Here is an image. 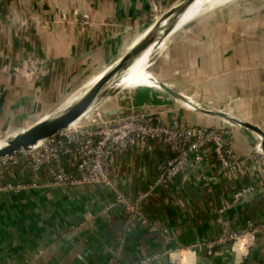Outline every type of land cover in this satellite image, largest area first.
Instances as JSON below:
<instances>
[{
	"label": "crops",
	"instance_id": "1",
	"mask_svg": "<svg viewBox=\"0 0 264 264\" xmlns=\"http://www.w3.org/2000/svg\"><path fill=\"white\" fill-rule=\"evenodd\" d=\"M179 1L0 0V133L61 107ZM159 49L154 72L168 87L264 132V0H235L209 11ZM145 88L123 95L103 116L138 109L167 124L225 126L231 167L208 156L169 182L161 168L172 153L146 141L114 154V187L60 186L52 183L51 170L34 171L18 155L0 174L2 183L24 185L0 191V264H134L178 248L185 249L183 259L162 255L144 264H264L261 235L249 237L237 259L222 247L208 257L201 245L222 234L220 217L236 231L264 225V164L243 160L259 152L260 136L190 109L162 89ZM75 162L66 156L52 166L69 172ZM248 186L253 190L234 202L233 195ZM117 195L136 211H127Z\"/></svg>",
	"mask_w": 264,
	"mask_h": 264
},
{
	"label": "built area",
	"instance_id": "2",
	"mask_svg": "<svg viewBox=\"0 0 264 264\" xmlns=\"http://www.w3.org/2000/svg\"><path fill=\"white\" fill-rule=\"evenodd\" d=\"M228 134V128L225 126L208 128L198 125H183L176 121L167 124L159 115L137 109L122 117L103 116L84 129L63 130L42 141L33 151H21L15 155L0 158V174L8 164L16 160V156L20 155L22 160L34 171L46 168L51 170L54 185L93 184L114 187L110 172L114 154L139 143L153 141L166 147L172 153L161 168L163 179L170 182L185 171L192 161L199 165L208 156H212L222 168H230L234 152L228 141ZM66 156L75 157V169L69 172L54 171L52 165H60ZM243 160L254 165L264 164V153L260 148L259 152L247 155ZM23 186L22 184L0 181V191L20 189ZM252 190L253 188L248 186L237 191L232 197L233 201H239ZM116 197L127 211L131 213L136 211L135 205L130 203L127 198L122 195ZM218 223L222 228V234L214 240L201 244L205 247L208 256H213L220 247L227 249L228 246L234 245L238 249L239 258L250 246L247 242L249 237L252 240L255 235L264 237V225L250 224L244 231H236L231 227L229 220L224 217H220ZM248 241L250 240L248 239ZM193 248H189L190 251L193 252ZM184 253L185 249L178 248L163 254L151 255L134 264L160 260L162 255L168 256L174 261L178 258L183 259Z\"/></svg>",
	"mask_w": 264,
	"mask_h": 264
},
{
	"label": "water",
	"instance_id": "3",
	"mask_svg": "<svg viewBox=\"0 0 264 264\" xmlns=\"http://www.w3.org/2000/svg\"><path fill=\"white\" fill-rule=\"evenodd\" d=\"M193 2L195 0H181L162 14L118 60L97 74L104 73L102 78L88 89L81 98L66 106L67 99L55 112L42 117L29 127L17 130L9 139L6 138V144L0 147V158L12 156L21 151L29 152L35 150L42 141L69 129L71 124L92 109V105L96 100L107 95L119 93V90L109 88L108 83L116 75L128 69L134 60L151 46L156 49L153 56V59H155L158 49L165 44L167 39L175 31L186 25L178 27L181 16ZM152 72L155 74L158 83V87L155 88L166 91L175 99L182 101L190 109L201 110L207 114L218 115L228 121L238 122L245 128L257 133L261 138L260 148L264 153V132L259 127L248 122L237 121L226 113L207 109L196 101L177 94L166 83L162 82L153 70ZM3 102L4 98L2 97L0 99V109ZM227 249L238 253V249L234 245L228 246Z\"/></svg>",
	"mask_w": 264,
	"mask_h": 264
},
{
	"label": "bare ground",
	"instance_id": "4",
	"mask_svg": "<svg viewBox=\"0 0 264 264\" xmlns=\"http://www.w3.org/2000/svg\"><path fill=\"white\" fill-rule=\"evenodd\" d=\"M228 1L229 0H195V2H193L181 16L178 23V27L197 19L198 17L200 19V17L203 16L205 13L227 4ZM155 50L156 49L151 46L144 52H142L129 66L128 69L121 72L119 75H116L108 83V87L111 89L119 90V92L125 90H134L143 87H158L157 78L154 77L152 71L150 70L151 58L155 54ZM103 75L104 73H101L100 75L91 77L88 81L80 85V87L72 95L71 99H69V101L67 102V105L81 98L88 89H90L95 83H97L102 78ZM88 113L89 112H87L81 118L71 124L69 129L71 130L76 126L78 127L84 117H87L86 120H88L90 118L89 116H87ZM6 141L7 140L0 142V147L4 146L6 144Z\"/></svg>",
	"mask_w": 264,
	"mask_h": 264
},
{
	"label": "rangeland",
	"instance_id": "5",
	"mask_svg": "<svg viewBox=\"0 0 264 264\" xmlns=\"http://www.w3.org/2000/svg\"><path fill=\"white\" fill-rule=\"evenodd\" d=\"M232 1H235V0H232ZM231 0H229L228 2H227V4H225V5H223V6H221V7H224V6H226V5H228V3H230V2H232ZM154 56V55H153ZM153 56H152V58H151V66H150V70L152 71H155V69H156V67L155 66H153L154 65V59H153ZM152 59H153V61H152ZM153 73V72H152ZM154 75V77L156 78V76H155V74H153ZM133 90H125V91H122V92H119V93H117V94H115V95H110V96H106V98H104V97H101V98H99L98 100H96L95 102H94V106L92 105V109H91V111H89V113L87 114V116H89L90 118L88 119V120H86V118L87 117H84L83 119H82V122L78 125V127L76 126V127H74L73 129H71V131H73V130H79V129H84V128H86V127H88V125L89 124H91L92 122H94V121H97L99 118H101V117H103V115L106 113L105 111L108 109V108H113L115 105H119L120 104V99H122V97H123V95H126V98H127V96H128V94L130 93V92H132ZM111 97V98H110ZM119 101V102H118ZM117 103V104H116ZM98 104V105H97ZM65 105L67 106V103H65ZM59 109V108H58ZM106 109V110H105ZM57 110V109H56ZM55 110V111H56ZM54 111V112H55ZM51 114V113H50ZM86 120V121H85ZM92 120V121H91ZM35 123V121L34 122H30V123H28L27 124V127H29L30 125H32V124H34ZM88 123V124H87ZM25 128V127H24ZM18 130H20V129H18ZM14 132H16V131H14ZM14 132H12V133H0V142H2V141H4V140H6V138L7 139H9L13 134H14ZM225 218V217H224ZM226 219V218H225ZM205 248V247H204ZM206 250V249H205ZM206 253H207V251H205ZM216 253H214L213 255H215ZM232 254H233V258L234 259H237V257H238V253L237 252H232ZM207 256H208V254H207ZM208 257H212V256H208Z\"/></svg>",
	"mask_w": 264,
	"mask_h": 264
}]
</instances>
